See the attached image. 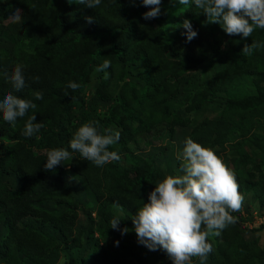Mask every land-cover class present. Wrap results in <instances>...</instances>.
<instances>
[{
    "label": "trees",
    "instance_id": "obj_1",
    "mask_svg": "<svg viewBox=\"0 0 264 264\" xmlns=\"http://www.w3.org/2000/svg\"><path fill=\"white\" fill-rule=\"evenodd\" d=\"M160 7L159 17L146 20L150 6L141 0H101L95 9L66 0H0V99L11 92L37 105L15 127L0 114V264L60 258L67 264H171L164 251L137 242L131 217L165 174H182L176 136L213 148L234 170L240 193L256 200L246 202V210L255 205L264 217V29L229 36L194 4L162 0ZM16 8L24 19L19 25L9 19ZM168 12L172 33L165 27ZM184 19L197 32L190 42ZM252 41L261 46L243 56ZM105 59L111 62L107 78L96 71ZM17 64L26 79L19 92L3 76ZM70 81L80 87L69 89ZM33 112L43 127L25 137ZM87 121L120 131L109 150L121 159L99 167L74 152L72 161L44 171L46 152L71 151L72 134ZM148 134L154 135L143 142ZM153 140L166 144L143 150ZM30 151L45 154L35 161ZM122 161L135 167L131 179ZM67 169L83 184L72 182ZM114 202L123 206L121 216ZM232 215L236 223L209 238L207 264H264V240L255 234L264 221L247 228L240 211ZM115 216L127 234L110 227Z\"/></svg>",
    "mask_w": 264,
    "mask_h": 264
},
{
    "label": "clouds",
    "instance_id": "obj_2",
    "mask_svg": "<svg viewBox=\"0 0 264 264\" xmlns=\"http://www.w3.org/2000/svg\"><path fill=\"white\" fill-rule=\"evenodd\" d=\"M67 3L81 4L95 9L101 0H66ZM135 5L136 0H129ZM162 0H141L150 10L143 13V18L154 19L161 14ZM172 2V0H170ZM180 5H195L206 14L208 23L219 24L229 36L251 37L257 29H264V0H178ZM21 9L16 8L9 19L19 25L24 19ZM88 23L92 17H86ZM182 27L186 30L187 41L197 36L192 23L184 19ZM261 45L252 41L241 50L243 56L252 55ZM111 62L107 59L97 68V72H105ZM6 80L19 92L26 87L23 65L17 64L11 74L3 72ZM39 82V76H33ZM67 87L73 91L80 85L70 81ZM68 95V93H65ZM36 100H42L41 92L35 93ZM37 105L29 99L21 98L11 92L0 99V114L5 122L15 127L18 118H24ZM43 124L37 122L35 112L28 115L23 128L25 137H32L40 131ZM121 133L113 128L99 129L95 121L81 124L72 134L68 148H52L46 152V163L43 169L54 172L57 166L72 161V153L78 152L83 160L103 167L112 161L121 159L117 151H110V146L120 140ZM182 163V174L165 176L155 183L149 192L147 202H143L131 217L137 242L151 251L162 250L172 264H193L198 258L199 264H206L213 246L210 237H219L224 229L236 223L232 213L240 211L244 196L239 191L235 172L229 168L222 157L208 146L186 137L184 147L178 157ZM114 206L123 209L118 202ZM122 218L115 216L110 220L113 230L125 235L128 227L120 228ZM118 246L119 241L115 242Z\"/></svg>",
    "mask_w": 264,
    "mask_h": 264
},
{
    "label": "rangeland",
    "instance_id": "obj_3",
    "mask_svg": "<svg viewBox=\"0 0 264 264\" xmlns=\"http://www.w3.org/2000/svg\"><path fill=\"white\" fill-rule=\"evenodd\" d=\"M183 7H185V5H183ZM171 20H172V13L168 12L167 13V20L165 21V27H166L168 33H172V31H173V25H172ZM214 115H215L214 113L209 112V117H213ZM179 132H180V128H178V133ZM160 133H161V130L156 131L155 135L154 134L144 135L142 137L143 142H145L147 139H150V137L152 135L159 136ZM165 144H166L165 140H153L152 143L148 144L145 147V149H143V150L146 151L148 149L153 148L154 146H160V145L163 146ZM173 145H174L175 155L177 157H179L181 152H182V149L184 147L183 141H181V139L178 138V136H176L175 139L173 140ZM133 147H135V146H133ZM166 150H168V149H165L164 152H166ZM44 154H45L44 151H30L29 152V156L35 161H39L42 158V156H44ZM163 154H165V153H163ZM231 159L233 160V158H231ZM122 165L125 167V177L131 179L133 177L134 172H135V167L131 166L129 163H126L125 161H122ZM65 174L72 182H75L78 184H83L82 180L71 170L67 169L65 171ZM67 198L69 199L70 202L75 204V201H73V199L70 196H68ZM246 202H248L249 205L251 206L252 204H255L256 200L253 199V197H251V195H245L243 205H242V208L240 210L241 215L245 218V220L243 221L245 226H248L247 228H256L260 225L261 222L264 221V217L262 218L259 215L263 212L259 211L258 207L255 205H253L254 207L252 209L249 208V211L246 210V206H247ZM117 211H119L120 216L123 214L122 210H117ZM80 218H81V221H83V216H80ZM255 234L259 238V243L263 244L264 230H258L255 232ZM194 259H196V258H194ZM52 262H53V264H67V262L63 258L53 259ZM207 262H208V258H207L206 264H207ZM171 264H172V261H171ZM194 264H196V263H194ZM198 264H199V260H198ZM260 264H262V263H260Z\"/></svg>",
    "mask_w": 264,
    "mask_h": 264
}]
</instances>
